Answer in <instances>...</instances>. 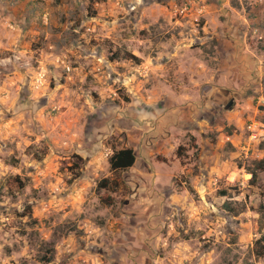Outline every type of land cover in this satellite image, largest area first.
I'll list each match as a JSON object with an SVG mask.
<instances>
[{"label":"rangeland","instance_id":"rangeland-1","mask_svg":"<svg viewBox=\"0 0 264 264\" xmlns=\"http://www.w3.org/2000/svg\"><path fill=\"white\" fill-rule=\"evenodd\" d=\"M261 161L264 0H0V264H264Z\"/></svg>","mask_w":264,"mask_h":264},{"label":"trees","instance_id":"trees-1","mask_svg":"<svg viewBox=\"0 0 264 264\" xmlns=\"http://www.w3.org/2000/svg\"><path fill=\"white\" fill-rule=\"evenodd\" d=\"M137 157L134 150L126 148L120 150H114L112 156L109 159V164L111 171L114 174H119L128 171L136 163ZM264 171V161H261L257 164L256 169L253 170L252 183H256L258 178L257 171ZM100 189L111 188L108 179H105L99 185ZM254 253L257 257H264V235L256 242L254 247ZM54 255L50 257L43 255L40 257V261L45 263H51L54 260Z\"/></svg>","mask_w":264,"mask_h":264},{"label":"flooded vegetation","instance_id":"flooded-vegetation-1","mask_svg":"<svg viewBox=\"0 0 264 264\" xmlns=\"http://www.w3.org/2000/svg\"><path fill=\"white\" fill-rule=\"evenodd\" d=\"M232 104H233V101L231 100L228 105H232Z\"/></svg>","mask_w":264,"mask_h":264},{"label":"built area","instance_id":"built-area-1","mask_svg":"<svg viewBox=\"0 0 264 264\" xmlns=\"http://www.w3.org/2000/svg\"><path fill=\"white\" fill-rule=\"evenodd\" d=\"M257 127V126H256ZM250 129L252 130V127H250Z\"/></svg>","mask_w":264,"mask_h":264}]
</instances>
